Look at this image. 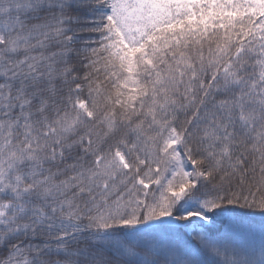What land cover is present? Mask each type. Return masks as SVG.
Instances as JSON below:
<instances>
[{
	"label": "snow or ice",
	"instance_id": "obj_1",
	"mask_svg": "<svg viewBox=\"0 0 264 264\" xmlns=\"http://www.w3.org/2000/svg\"><path fill=\"white\" fill-rule=\"evenodd\" d=\"M0 264H264V0H0Z\"/></svg>",
	"mask_w": 264,
	"mask_h": 264
}]
</instances>
